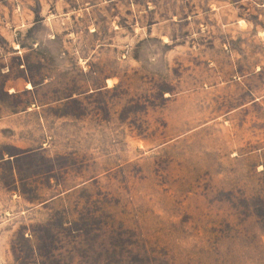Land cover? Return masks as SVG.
<instances>
[{
    "label": "rangeland",
    "instance_id": "1",
    "mask_svg": "<svg viewBox=\"0 0 264 264\" xmlns=\"http://www.w3.org/2000/svg\"><path fill=\"white\" fill-rule=\"evenodd\" d=\"M0 264H264V0H0Z\"/></svg>",
    "mask_w": 264,
    "mask_h": 264
}]
</instances>
